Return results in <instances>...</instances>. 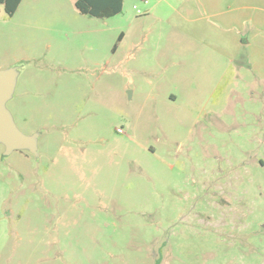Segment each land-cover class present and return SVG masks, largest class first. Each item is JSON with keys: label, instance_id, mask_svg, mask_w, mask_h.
I'll use <instances>...</instances> for the list:
<instances>
[{"label": "rangeland", "instance_id": "374dc122", "mask_svg": "<svg viewBox=\"0 0 264 264\" xmlns=\"http://www.w3.org/2000/svg\"><path fill=\"white\" fill-rule=\"evenodd\" d=\"M154 1L106 19L0 5L7 106L39 134L38 157L0 147V264H264V65L226 49L232 33L183 38L177 0ZM205 193L232 194L230 216Z\"/></svg>", "mask_w": 264, "mask_h": 264}, {"label": "crops", "instance_id": "0c3cea01", "mask_svg": "<svg viewBox=\"0 0 264 264\" xmlns=\"http://www.w3.org/2000/svg\"><path fill=\"white\" fill-rule=\"evenodd\" d=\"M164 1L155 0L152 10L156 11ZM177 4L179 8L176 9L175 18L183 38L203 41L205 33L210 39L217 40L220 29L233 35L229 42L222 39L221 43L226 49L233 44L236 48L234 55H237L244 47L248 51L250 66L264 65V0H177ZM233 25L238 31L232 32ZM202 26L207 29L203 33ZM242 32L247 33L246 44L243 39V43L239 44Z\"/></svg>", "mask_w": 264, "mask_h": 264}, {"label": "water", "instance_id": "95a60500", "mask_svg": "<svg viewBox=\"0 0 264 264\" xmlns=\"http://www.w3.org/2000/svg\"><path fill=\"white\" fill-rule=\"evenodd\" d=\"M18 77L19 71L16 67L0 71V147H4L6 155L27 151L38 157L39 134L23 133L7 106L14 97Z\"/></svg>", "mask_w": 264, "mask_h": 264}, {"label": "trees", "instance_id": "16d2710c", "mask_svg": "<svg viewBox=\"0 0 264 264\" xmlns=\"http://www.w3.org/2000/svg\"><path fill=\"white\" fill-rule=\"evenodd\" d=\"M23 0H0L5 13L12 18ZM124 0H75V7L83 14L95 18H112L122 13Z\"/></svg>", "mask_w": 264, "mask_h": 264}, {"label": "flooded vegetation", "instance_id": "af4514ba", "mask_svg": "<svg viewBox=\"0 0 264 264\" xmlns=\"http://www.w3.org/2000/svg\"><path fill=\"white\" fill-rule=\"evenodd\" d=\"M225 178L227 179V174L225 175ZM208 195V196H207ZM205 200H206V206H210V207H214V209H216L217 213L220 212V215H224V218H227L228 216H230L229 211L232 208L233 205V197L232 194H228V193H222L220 196H216V194H209V193H205ZM245 197H243L241 206H242V212H243V222H242V233H243V238H244V242L247 244V248L251 251V250H255V246H253V244H251V236H254L251 234L249 228H250V224H249V220H250V214H249V206L248 203H246L244 200ZM222 209V210H221ZM216 215H210L207 216L206 218L208 219V221L213 222L212 218H214ZM218 217V215L216 216ZM205 218V217H204ZM222 218V217H220ZM225 227L228 226L227 223H225L224 225ZM239 226V225H238ZM260 227H262L264 229V224H261ZM236 228V227H234ZM230 229H233L232 227H230ZM240 230V229H239ZM256 236V235H255ZM260 239V238H259ZM258 242V241H257Z\"/></svg>", "mask_w": 264, "mask_h": 264}, {"label": "built area", "instance_id": "2783aa9c", "mask_svg": "<svg viewBox=\"0 0 264 264\" xmlns=\"http://www.w3.org/2000/svg\"><path fill=\"white\" fill-rule=\"evenodd\" d=\"M144 1H146L147 2V0H144ZM135 9H137V7L135 6ZM139 14H142L140 11H139ZM119 132L120 133H122V131L121 130H119Z\"/></svg>", "mask_w": 264, "mask_h": 264}]
</instances>
